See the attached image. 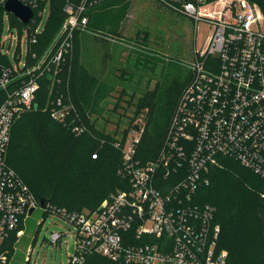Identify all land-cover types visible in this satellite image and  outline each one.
<instances>
[{
  "label": "built area",
  "instance_id": "1",
  "mask_svg": "<svg viewBox=\"0 0 264 264\" xmlns=\"http://www.w3.org/2000/svg\"><path fill=\"white\" fill-rule=\"evenodd\" d=\"M19 1L33 17L24 25V64L0 60V264L12 263L27 221L36 213L59 215L73 227L75 252L69 264H88L95 255L118 264H227V252L218 248L215 209L195 195L209 183L210 168L220 167L225 158L264 178V0H155L196 27L206 23L212 30L194 50L189 81L156 156L137 157L144 126L129 125L113 142L121 154L117 174L125 188L110 193L93 211L41 205L8 164L7 150L15 120L31 109L42 81L50 117L75 134L86 132L75 123L70 92L73 40L88 26L87 10L102 0L65 3L62 30L40 54L32 47L41 33L42 0ZM13 233L14 254L8 257L3 247ZM63 235L51 233L48 243ZM31 254L30 242L22 264Z\"/></svg>",
  "mask_w": 264,
  "mask_h": 264
},
{
  "label": "trees",
  "instance_id": "2",
  "mask_svg": "<svg viewBox=\"0 0 264 264\" xmlns=\"http://www.w3.org/2000/svg\"><path fill=\"white\" fill-rule=\"evenodd\" d=\"M82 1L39 2L40 9L45 5L49 6V15L32 47L34 52L42 53L58 34L66 18L63 11L65 3L78 6ZM118 1L120 0H102L97 6L87 10L88 25L94 13L92 11L114 9L111 6ZM120 8L118 6L116 10L119 13L116 21H120L124 15ZM1 11L3 9L0 7V13ZM114 11L115 9L111 12ZM9 16L10 26H17L20 30L26 28L15 17ZM36 18L35 10L34 19ZM112 19L109 20V25L113 24ZM110 28L116 31L118 25ZM73 44L71 99L78 116L75 123L83 124L86 132L75 134L65 124L50 117L49 107L47 112L42 110L45 103L47 104V86L42 81L31 109L21 113L12 126L7 162L43 204L49 203L56 208L70 211H93L110 193L125 188L126 182L117 174L121 164L119 149L113 145L114 140H111L109 133L95 126L93 118L99 115L95 108L98 107V97L105 85L100 84L81 62L78 31ZM0 60L8 63L1 54ZM183 74L184 78L173 79L168 87L165 84L161 88L156 86L153 91L145 92L138 101L135 115L145 110L147 119L138 146L137 157L141 161L154 158L161 147L179 94L190 78V71H182ZM162 106L165 107L164 115L159 110ZM148 119L157 125L158 130H154L153 126V131L150 130ZM133 120L135 119L129 121L122 134L127 133L128 126L134 123ZM92 155L95 157L92 158ZM208 177L209 183L196 191L195 198L199 203L211 205L215 209V221L220 226L218 248L227 252V264H264V178L226 158L221 159L220 167L210 168ZM31 222H34L32 218L27 224L30 225ZM15 241L13 233L4 244L3 249L8 257L14 254ZM29 244L30 238L24 233L11 264L23 263V250L25 252ZM88 264L118 263L95 255L88 259Z\"/></svg>",
  "mask_w": 264,
  "mask_h": 264
},
{
  "label": "rangeland",
  "instance_id": "3",
  "mask_svg": "<svg viewBox=\"0 0 264 264\" xmlns=\"http://www.w3.org/2000/svg\"><path fill=\"white\" fill-rule=\"evenodd\" d=\"M118 6H121L120 12L121 9L124 11L120 21H116ZM111 7L114 12L111 8L102 12L92 11V23L85 30L78 31V35L81 62L100 84L105 85L95 108L99 114L93 117L95 126L115 140L131 119L145 125L146 111L141 110L135 115L142 95L153 91L156 86L161 88L166 84L168 87L175 78H184L182 71H190L195 48L203 46L212 28L206 23H199L196 27L192 20L155 0H120ZM48 15L49 6L45 5L39 21L40 32ZM0 18V54L9 64L16 67L18 62L22 66L26 61L27 32L24 28L20 30L17 26H10V16L4 10ZM111 19L113 24L109 25ZM115 25L118 29L111 30L110 26ZM61 30L62 26L58 34ZM165 107H160L161 113ZM47 108L45 103L42 110L47 112ZM149 123L151 131L152 126L158 130L153 121ZM32 220L34 222L28 223L25 229L32 245L28 264H69L75 252V238L71 234L73 227L55 214L42 217L36 213ZM51 233L64 235L59 242L51 244L48 243Z\"/></svg>",
  "mask_w": 264,
  "mask_h": 264
},
{
  "label": "water",
  "instance_id": "4",
  "mask_svg": "<svg viewBox=\"0 0 264 264\" xmlns=\"http://www.w3.org/2000/svg\"><path fill=\"white\" fill-rule=\"evenodd\" d=\"M0 7L9 15L15 17L23 25L29 23L33 17L32 9L19 0H6L4 2L0 0ZM40 204L42 205L43 201H40ZM31 212L30 210V213Z\"/></svg>",
  "mask_w": 264,
  "mask_h": 264
},
{
  "label": "bare ground",
  "instance_id": "5",
  "mask_svg": "<svg viewBox=\"0 0 264 264\" xmlns=\"http://www.w3.org/2000/svg\"><path fill=\"white\" fill-rule=\"evenodd\" d=\"M128 76H130V75H128Z\"/></svg>",
  "mask_w": 264,
  "mask_h": 264
}]
</instances>
